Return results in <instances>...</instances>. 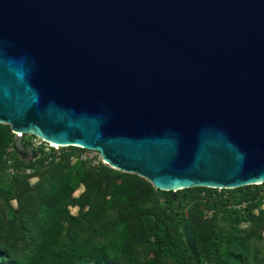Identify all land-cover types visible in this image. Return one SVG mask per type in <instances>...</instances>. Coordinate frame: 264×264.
Segmentation results:
<instances>
[{"label":"water","instance_id":"95a60500","mask_svg":"<svg viewBox=\"0 0 264 264\" xmlns=\"http://www.w3.org/2000/svg\"><path fill=\"white\" fill-rule=\"evenodd\" d=\"M0 123L172 197L263 181L264 0H0Z\"/></svg>","mask_w":264,"mask_h":264},{"label":"rangeland","instance_id":"374dc122","mask_svg":"<svg viewBox=\"0 0 264 264\" xmlns=\"http://www.w3.org/2000/svg\"><path fill=\"white\" fill-rule=\"evenodd\" d=\"M9 131L7 124L0 123V159L12 146ZM15 138L14 134V145ZM20 141L21 148L16 145L15 148L27 157L30 146L38 143L43 148L47 145L29 133H22ZM79 151L70 154L61 151L51 161L46 160L36 168L15 175L10 172L7 178H3L8 191L0 193V249L10 257H22L30 246L31 236L39 229V223L34 220L38 217L48 219L49 225L63 227L57 234L58 251L63 249L66 241L82 246L92 236L111 231L117 221L124 222L129 232L142 236V240L131 248L132 258L125 257L119 264H153L152 217L147 214L148 205L143 201L153 186L136 174L117 170L110 165H100L95 171L83 162L85 179L77 182L75 189L69 193L65 185L66 168L73 164ZM114 180L118 183H114ZM250 186L244 185L243 188ZM111 193L125 194L129 205L119 201L109 209L93 214L88 220H78L84 210H93L95 205L99 207L100 202L105 201ZM237 194L229 198V206L239 205L234 203ZM138 201L141 203L139 209L136 207ZM221 214V209L202 199L193 200L184 210L182 237L195 253L197 264L204 262L207 238ZM2 260L4 264L7 263V258ZM68 264L96 263L74 261ZM156 264L177 263L168 255H163ZM219 264H264V201L257 209L243 213L242 220L236 223L231 234L228 253L219 258Z\"/></svg>","mask_w":264,"mask_h":264},{"label":"trees","instance_id":"16d2710c","mask_svg":"<svg viewBox=\"0 0 264 264\" xmlns=\"http://www.w3.org/2000/svg\"><path fill=\"white\" fill-rule=\"evenodd\" d=\"M8 137L12 142L11 149L4 152L0 159L1 194L8 191L3 178H7L10 172H12L11 175H15L25 169L36 168L46 160L51 161L61 151L70 154L80 150L75 146H65L58 150L51 147L48 151H44L42 146L38 145L27 157L15 148L14 134L9 131ZM81 163L83 161L76 159L66 168L65 185L69 193L75 189L77 182L85 179L86 170L84 171ZM98 167L101 166L89 168L95 170ZM114 183L118 182L114 180ZM243 187L219 190L198 186L189 187L176 190L174 197L169 191L156 188L147 192L143 201L148 205L147 214L151 215L153 224L151 262L156 264L163 255H168L177 264H197L195 253L183 240L182 220L186 206L195 199H202L222 210L220 220L207 238L203 253V264H219V258L228 253L231 234L235 230L236 223L242 220L243 213L257 209L264 200V195L258 192L255 185L246 189ZM235 193L238 194L234 203L239 205L232 207L229 206V198L234 197ZM119 201L129 205L125 194L111 193L105 201L100 202L99 207L95 205L93 210H84L78 220H88L93 214L107 210ZM79 203L82 204L80 201ZM136 207L138 209L141 207L140 201L137 202ZM34 220L39 223V229L31 236L27 252L22 257L16 258L8 256L0 249V264H4L3 258H7L6 264H68L74 261L119 264L125 257L132 258V246L142 240L140 233H131L124 222L116 221L111 231L92 236L82 246H78L73 241H66L62 245L63 249L58 251L57 234L63 227L49 225V220L45 218L38 217Z\"/></svg>","mask_w":264,"mask_h":264},{"label":"built area","instance_id":"2783aa9c","mask_svg":"<svg viewBox=\"0 0 264 264\" xmlns=\"http://www.w3.org/2000/svg\"><path fill=\"white\" fill-rule=\"evenodd\" d=\"M14 134L20 135L19 132H15ZM43 142H44V140H43ZM45 143H47V145L45 147H43L44 151H48L51 147L55 150H57L60 147V146H53L49 142H46V141H45ZM38 145L39 144L37 143L33 146H30L31 151L35 146H38ZM31 151H30V155H31ZM76 159L85 162L87 165H89L91 167H96V166H100V165H108L106 163V161H104L101 158V156L99 155V153L95 150H88V149L80 148V151L76 154ZM24 171H27V169H25ZM254 185L258 188V192L260 194L264 195V180L263 181H257V182H255ZM214 189L219 190L217 188H214Z\"/></svg>","mask_w":264,"mask_h":264},{"label":"bare ground","instance_id":"6f19581e","mask_svg":"<svg viewBox=\"0 0 264 264\" xmlns=\"http://www.w3.org/2000/svg\"><path fill=\"white\" fill-rule=\"evenodd\" d=\"M47 142H49L50 144H51V141H47ZM52 143H54V142H52ZM56 144V143H55ZM52 145V144H51ZM54 146V145H53Z\"/></svg>","mask_w":264,"mask_h":264}]
</instances>
